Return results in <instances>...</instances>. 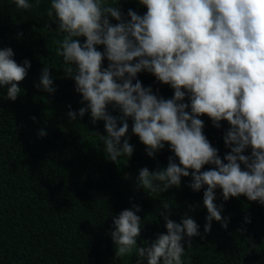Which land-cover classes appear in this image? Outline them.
Here are the masks:
<instances>
[{"label": "clouds", "instance_id": "1", "mask_svg": "<svg viewBox=\"0 0 264 264\" xmlns=\"http://www.w3.org/2000/svg\"><path fill=\"white\" fill-rule=\"evenodd\" d=\"M40 2L14 0L17 8L29 11ZM139 4L147 8L144 15L129 9L125 16L115 0H51L47 16L55 13L56 32L63 34L62 40L54 41L56 54L63 58V70L74 80L85 104L78 115L82 118L90 112L93 124L104 122L106 135L93 133L103 144L106 159L117 165L134 152L127 138L128 118L149 157L154 158L167 143L174 157L169 156L164 169L141 168L137 186L161 193L180 187L181 178L191 175L188 187L193 191L207 186L203 192L208 213L205 233L213 220L227 229L223 205L214 203L217 188L225 201L245 196L264 205V0H139ZM109 17L117 23H110ZM80 37L86 38L83 43ZM97 45L104 50L98 51ZM13 56L11 47L0 49V87H6L11 101L20 95L18 85L31 67L27 59L21 65ZM105 58L107 67H103ZM142 71L170 85L172 98L144 87L137 78ZM38 86L55 93L50 66L42 69ZM186 94L190 104L184 103ZM110 104L120 110V116L107 111ZM67 115L70 120L77 118L75 111ZM203 115L216 128L222 120L230 125L224 135L230 151L223 159L204 135V121L199 118ZM39 135L46 132L41 130ZM249 147L251 154L245 155ZM205 165L215 167L201 171ZM169 207L163 202L166 211L160 213L166 234H158L146 247H137L140 206L114 216L115 257L135 254L137 264L145 260L147 264H185V243L191 246V238L200 235L199 225L187 214L179 223L170 219ZM245 222L251 221L246 218Z\"/></svg>", "mask_w": 264, "mask_h": 264}, {"label": "trees", "instance_id": "2", "mask_svg": "<svg viewBox=\"0 0 264 264\" xmlns=\"http://www.w3.org/2000/svg\"><path fill=\"white\" fill-rule=\"evenodd\" d=\"M115 2L125 16L129 9L141 16L147 12L139 0ZM50 6L51 0H41L38 8L29 11L17 8L14 0H0V49L11 47L18 64L23 65L25 59L31 63L15 101L6 98V87H0V264H137L135 254L115 257L113 217L140 206L137 247H146L167 232L160 215L166 211L163 202L170 203V219L179 223L187 214L199 225L200 235L191 238V246L185 243V264H264V205L258 201L245 196L225 201L217 188L214 203L223 205L221 215L228 227L213 220L210 232L205 233L206 185L193 191L188 187L190 175L181 178L180 187L161 193L137 186L141 168L164 169L174 153L166 143L154 158L149 157L146 146L132 133L131 118L127 138L134 146L132 157L121 158L119 165L106 159L103 144L93 133L106 135L104 122L93 124L90 112L82 118L78 115L85 104L74 80L63 70V58L56 54L54 41L62 40L63 34L56 32L55 13L47 16ZM77 39L83 43L86 38ZM96 48L104 50L103 45ZM45 65L50 66L53 94L38 86ZM107 65L105 58L103 67ZM137 78L158 96L170 99L174 95L170 85L151 73L142 71ZM184 103L190 104L187 94ZM69 111L77 112L76 120H70ZM107 111L121 115L112 104ZM199 118L204 121V135L223 159L230 151L224 143L229 123L222 120L216 128L207 115ZM41 130L46 132L43 137ZM244 154L250 155L251 148ZM214 167L205 165L201 171ZM246 218L251 222L246 223Z\"/></svg>", "mask_w": 264, "mask_h": 264}]
</instances>
